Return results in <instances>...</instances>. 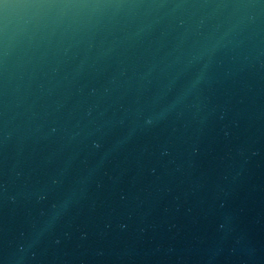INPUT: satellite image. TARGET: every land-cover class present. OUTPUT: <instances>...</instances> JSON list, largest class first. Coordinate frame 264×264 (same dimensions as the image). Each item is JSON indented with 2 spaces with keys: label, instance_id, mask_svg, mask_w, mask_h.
I'll list each match as a JSON object with an SVG mask.
<instances>
[{
  "label": "water",
  "instance_id": "obj_1",
  "mask_svg": "<svg viewBox=\"0 0 264 264\" xmlns=\"http://www.w3.org/2000/svg\"><path fill=\"white\" fill-rule=\"evenodd\" d=\"M0 264H264V0H0Z\"/></svg>",
  "mask_w": 264,
  "mask_h": 264
}]
</instances>
